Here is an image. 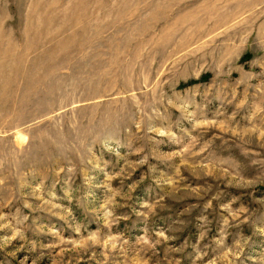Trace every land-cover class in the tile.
I'll return each mask as SVG.
<instances>
[{"label": "rangeland", "instance_id": "obj_1", "mask_svg": "<svg viewBox=\"0 0 264 264\" xmlns=\"http://www.w3.org/2000/svg\"><path fill=\"white\" fill-rule=\"evenodd\" d=\"M0 264H264V0H0Z\"/></svg>", "mask_w": 264, "mask_h": 264}]
</instances>
